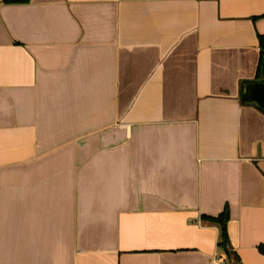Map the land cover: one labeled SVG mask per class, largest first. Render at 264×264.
Returning a JSON list of instances; mask_svg holds the SVG:
<instances>
[{"label": "crops", "instance_id": "obj_1", "mask_svg": "<svg viewBox=\"0 0 264 264\" xmlns=\"http://www.w3.org/2000/svg\"><path fill=\"white\" fill-rule=\"evenodd\" d=\"M258 35L264 0L0 2V264H264Z\"/></svg>", "mask_w": 264, "mask_h": 264}, {"label": "trees", "instance_id": "obj_2", "mask_svg": "<svg viewBox=\"0 0 264 264\" xmlns=\"http://www.w3.org/2000/svg\"><path fill=\"white\" fill-rule=\"evenodd\" d=\"M30 0H0L1 3L9 4V3H27ZM258 41L259 46L258 49L260 51L259 59H258V65L256 69V77L253 81H261L264 82V36L258 35ZM246 82H242V90L244 87V84ZM201 218L208 222H213L218 225L219 227V240H218V246L223 250V252L230 256L232 253L228 234H227V222H228V209L227 207H224L221 213H219L217 216H206L202 215ZM258 251L264 255V243L259 244L257 246Z\"/></svg>", "mask_w": 264, "mask_h": 264}, {"label": "water", "instance_id": "obj_3", "mask_svg": "<svg viewBox=\"0 0 264 264\" xmlns=\"http://www.w3.org/2000/svg\"><path fill=\"white\" fill-rule=\"evenodd\" d=\"M241 102L253 104L264 113V82L248 81L241 92Z\"/></svg>", "mask_w": 264, "mask_h": 264}, {"label": "built area", "instance_id": "obj_4", "mask_svg": "<svg viewBox=\"0 0 264 264\" xmlns=\"http://www.w3.org/2000/svg\"><path fill=\"white\" fill-rule=\"evenodd\" d=\"M222 261H223V257H222V256H219V257L216 259L215 264H222Z\"/></svg>", "mask_w": 264, "mask_h": 264}]
</instances>
